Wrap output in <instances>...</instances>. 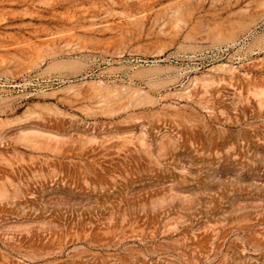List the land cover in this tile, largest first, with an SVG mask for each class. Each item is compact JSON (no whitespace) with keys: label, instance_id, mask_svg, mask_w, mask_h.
Segmentation results:
<instances>
[{"label":"rangeland","instance_id":"1","mask_svg":"<svg viewBox=\"0 0 264 264\" xmlns=\"http://www.w3.org/2000/svg\"><path fill=\"white\" fill-rule=\"evenodd\" d=\"M0 264H264V0H0Z\"/></svg>","mask_w":264,"mask_h":264}]
</instances>
